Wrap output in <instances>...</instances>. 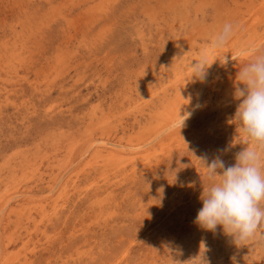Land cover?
<instances>
[{
  "label": "rangeland",
  "instance_id": "1",
  "mask_svg": "<svg viewBox=\"0 0 264 264\" xmlns=\"http://www.w3.org/2000/svg\"><path fill=\"white\" fill-rule=\"evenodd\" d=\"M255 45L264 0H0V264H264L194 223Z\"/></svg>",
  "mask_w": 264,
  "mask_h": 264
},
{
  "label": "clouds",
  "instance_id": "2",
  "mask_svg": "<svg viewBox=\"0 0 264 264\" xmlns=\"http://www.w3.org/2000/svg\"><path fill=\"white\" fill-rule=\"evenodd\" d=\"M232 31L230 23L224 24L212 47H224ZM244 55L247 60L238 69L233 92V99L239 103L228 121L235 125L242 150L236 153L235 163L227 167L219 157L211 161L196 158L202 162L209 183L202 188L194 223L208 232H215L219 226L237 248L250 241H264V47L252 46ZM219 60L226 62L225 56ZM208 66L202 60L192 63L191 78L203 79ZM189 115H179L182 123ZM232 262L236 264L234 257ZM199 264L206 261L199 257Z\"/></svg>",
  "mask_w": 264,
  "mask_h": 264
},
{
  "label": "bare ground",
  "instance_id": "3",
  "mask_svg": "<svg viewBox=\"0 0 264 264\" xmlns=\"http://www.w3.org/2000/svg\"><path fill=\"white\" fill-rule=\"evenodd\" d=\"M242 52V55H243V53L245 52V50H243V51H241ZM211 65V64H210ZM208 69H210V66L208 67V68H206V71H205V75H207V73H208ZM203 80V79H202ZM174 126H172V127H169L168 129H170V128H173ZM165 131V130H164Z\"/></svg>",
  "mask_w": 264,
  "mask_h": 264
}]
</instances>
